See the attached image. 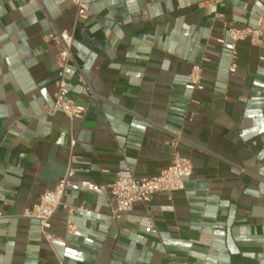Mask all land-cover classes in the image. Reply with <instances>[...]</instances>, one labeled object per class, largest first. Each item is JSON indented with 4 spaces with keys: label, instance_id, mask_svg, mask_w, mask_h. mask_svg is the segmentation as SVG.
I'll return each mask as SVG.
<instances>
[{
    "label": "crops",
    "instance_id": "crops-1",
    "mask_svg": "<svg viewBox=\"0 0 264 264\" xmlns=\"http://www.w3.org/2000/svg\"><path fill=\"white\" fill-rule=\"evenodd\" d=\"M86 2L81 19L72 0H0V264H264V42L216 40L224 24L255 26L264 4ZM61 30L74 33L69 96L87 106L73 123L44 113L61 47L49 35ZM194 65L203 90L186 87ZM176 137L193 164L185 191L154 193L114 219L116 173L158 175ZM72 156L81 170L64 203L75 211L57 209L49 232L62 240L48 242L22 213Z\"/></svg>",
    "mask_w": 264,
    "mask_h": 264
},
{
    "label": "built area",
    "instance_id": "built-area-1",
    "mask_svg": "<svg viewBox=\"0 0 264 264\" xmlns=\"http://www.w3.org/2000/svg\"><path fill=\"white\" fill-rule=\"evenodd\" d=\"M264 4V0H259ZM77 8V17L86 18L90 13L89 3L86 0H72ZM221 16V15H218ZM50 38L57 39L60 43V50L57 53L58 79L54 92V101L44 108V113L60 110L71 123L78 119H83L87 112V106L76 102L69 96L70 80L75 60L72 52L74 33L69 30L54 31ZM229 39L233 47L241 41H249L252 45H262L264 42V8L259 13L255 26H233L224 24L223 34L216 40L224 42ZM231 60L229 70L235 73L238 69L237 51L234 49L228 54ZM80 84L83 92L91 96V89L86 78L80 75ZM186 87L190 90H203L202 69L199 65H194L189 75V82ZM180 138L176 137L171 145L173 147L171 163L154 177H137L129 165L123 166L115 176L114 182L110 185V193L116 200V206L112 209V217L120 219L122 213L130 210L137 202L148 203L154 193H167L169 198L176 192L185 191L186 179L193 173V164L190 158L183 156L178 150ZM72 156L69 165L59 179L56 186L42 193L38 203L24 209L22 216L35 219L40 223L44 238L50 242L57 238L49 232L51 219L60 206L68 208L69 213L75 211L64 203V198L68 195L72 178L81 170L73 162ZM87 172L89 170H86ZM3 214L0 210V219ZM79 228L71 221H66V233L76 235Z\"/></svg>",
    "mask_w": 264,
    "mask_h": 264
}]
</instances>
